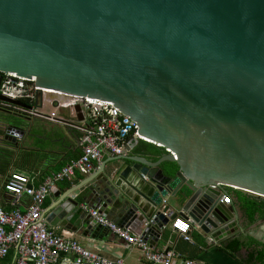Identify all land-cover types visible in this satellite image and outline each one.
<instances>
[{"label":"water","instance_id":"95a60500","mask_svg":"<svg viewBox=\"0 0 264 264\" xmlns=\"http://www.w3.org/2000/svg\"><path fill=\"white\" fill-rule=\"evenodd\" d=\"M0 73L110 103L164 149L73 180L71 215L68 194L85 190L118 226L154 217L159 234L182 215L219 243L242 231L225 189L264 198V0H0ZM78 228L99 230L82 212Z\"/></svg>","mask_w":264,"mask_h":264},{"label":"built area","instance_id":"2783aa9c","mask_svg":"<svg viewBox=\"0 0 264 264\" xmlns=\"http://www.w3.org/2000/svg\"><path fill=\"white\" fill-rule=\"evenodd\" d=\"M0 97L20 104L0 102V110L68 126L79 132L78 155L69 159L53 174L39 181L23 172L13 171L2 180L3 191L11 196V209L0 208V264H124L120 257L105 258L80 247L71 238L53 234L46 226L43 204L56 183L68 181L75 174L86 176L91 173L95 164L101 162L104 151L116 156L123 154L129 137L141 138L136 132L135 123L110 103L54 92L36 86L32 80L8 74L0 73ZM74 106L79 109L80 121L65 118V115L76 118ZM11 134L18 137L17 131L12 130ZM143 179L148 180L147 177ZM21 196H26L28 201L23 210L19 211ZM219 202L228 205L230 198L221 195ZM78 209L91 219L96 228L105 229L134 247L141 255L143 264H202L199 260L180 258L173 241L168 240L161 249L151 247V238H159V234L147 233L146 229L154 217L143 225L118 226L87 203H80ZM193 225L195 223L190 218L177 215L170 221L169 229L171 234L190 241ZM10 251L12 257L6 262Z\"/></svg>","mask_w":264,"mask_h":264},{"label":"crops","instance_id":"0c3cea01","mask_svg":"<svg viewBox=\"0 0 264 264\" xmlns=\"http://www.w3.org/2000/svg\"><path fill=\"white\" fill-rule=\"evenodd\" d=\"M0 111L4 113V116L0 117V208L10 210L9 202L11 201V196L5 193L1 186L2 180L7 174L13 171L23 172L41 181L46 176L56 172L69 159H73L78 155L79 147L77 141L79 132L68 126L35 118L16 116L9 112L6 113L4 110ZM65 118H70L74 122L78 121L77 118L66 117V115ZM16 120L19 122H16ZM8 125L16 128L13 131L18 132V137L12 136V131H9L12 137L5 136V130ZM137 141V139L129 137L123 154L143 156L146 160L153 161L150 154L144 152L143 149L132 150L136 147ZM115 156L109 151H104L101 162L96 163L95 167L102 162H107L108 164H113V162L119 163V160ZM83 177L82 175L75 174L70 180L55 184L51 194L44 201L43 217L45 219L47 213L56 212L57 214L54 215L58 217V221L54 226L46 223L47 228L56 236L71 238L80 247L100 254L105 258L116 259L120 257L124 264H143L141 255H139V252L134 247L127 245L122 239L105 229L97 230L95 233L85 232L79 228L71 231L72 224L79 212L78 205L82 202L91 204V201L86 197L85 190L78 193L74 198H72L73 194H68L69 198L77 202L76 208L78 210L71 215L73 207L68 205L64 199V195L68 188L71 187L73 180L79 181ZM27 201L26 196L19 198V211L23 210ZM229 205L234 208L238 226L242 229L240 233L234 234L231 238L219 243H213L201 233L198 227L193 225L190 232L191 240L184 241L178 236L171 234L169 222L159 232V238H151V247L161 249L169 240L174 242L175 251L182 259H195L199 260L202 264H257L246 260V249L233 252L225 244L233 239H239L248 243L249 240H254L260 244H264V220L248 224L241 216L232 198L230 199V204L227 206ZM172 209H174L175 213L181 211V208L175 204L172 205ZM107 217L113 219L112 214H109ZM9 254L10 260L12 252L10 251ZM9 260H6V262ZM2 264H5V262Z\"/></svg>","mask_w":264,"mask_h":264},{"label":"trees","instance_id":"16d2710c","mask_svg":"<svg viewBox=\"0 0 264 264\" xmlns=\"http://www.w3.org/2000/svg\"><path fill=\"white\" fill-rule=\"evenodd\" d=\"M137 142L138 143L136 147H134L132 150L137 151L143 149L144 152L150 154L153 161L157 160L165 153L162 147L153 143L143 140H138ZM167 164L173 169V172L176 171L177 165L175 163L168 162ZM225 190V193L230 199H233L238 211L248 224H253L259 220H264V198L228 188ZM225 246L228 249H232L233 252L240 251V249H246L247 261H253L257 264H264V244H260L254 240H249L248 243L240 241L239 239H233L228 241ZM9 258L10 254L8 253L6 260H9Z\"/></svg>","mask_w":264,"mask_h":264},{"label":"rangeland","instance_id":"374dc122","mask_svg":"<svg viewBox=\"0 0 264 264\" xmlns=\"http://www.w3.org/2000/svg\"><path fill=\"white\" fill-rule=\"evenodd\" d=\"M6 113H7V112H6ZM1 116H4V113L0 111V117H1ZM10 117H12V116H10ZM16 122H19V121L16 120Z\"/></svg>","mask_w":264,"mask_h":264}]
</instances>
